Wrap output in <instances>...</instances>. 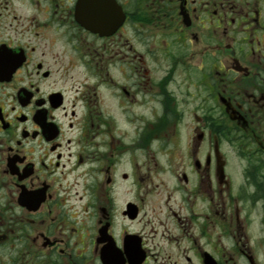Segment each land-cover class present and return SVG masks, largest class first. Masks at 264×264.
Here are the masks:
<instances>
[{"label": "flooded vegetation", "instance_id": "flooded-vegetation-1", "mask_svg": "<svg viewBox=\"0 0 264 264\" xmlns=\"http://www.w3.org/2000/svg\"><path fill=\"white\" fill-rule=\"evenodd\" d=\"M264 264V0H0V264Z\"/></svg>", "mask_w": 264, "mask_h": 264}, {"label": "water", "instance_id": "water-1", "mask_svg": "<svg viewBox=\"0 0 264 264\" xmlns=\"http://www.w3.org/2000/svg\"><path fill=\"white\" fill-rule=\"evenodd\" d=\"M206 264H207V262H206Z\"/></svg>", "mask_w": 264, "mask_h": 264}]
</instances>
